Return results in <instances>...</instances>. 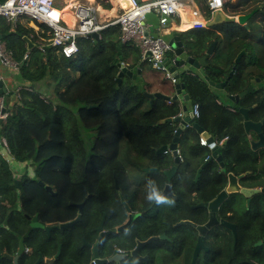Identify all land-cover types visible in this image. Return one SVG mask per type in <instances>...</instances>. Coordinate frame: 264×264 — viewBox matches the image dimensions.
Instances as JSON below:
<instances>
[{"label":"trees","instance_id":"trees-1","mask_svg":"<svg viewBox=\"0 0 264 264\" xmlns=\"http://www.w3.org/2000/svg\"><path fill=\"white\" fill-rule=\"evenodd\" d=\"M196 3L203 16L209 18L210 9L205 0H196ZM253 10L255 13L246 25L226 23L201 32L181 33L188 55L206 56L201 75L195 72L182 75L181 82L189 101L150 100L145 95L161 92L159 84L165 83L159 82L158 71L150 62L139 63L137 48L130 42H121L116 27L103 28L96 40L79 36L76 39L78 53L66 58L55 48L48 52L38 48L27 51L23 37L34 43L39 38H48L49 28L45 25L39 24L37 34L20 25L10 29L5 18L0 16V36H4L7 48L19 64L16 74L23 83L19 97L8 107L7 121L0 124V137L6 139L16 161H30L37 179L52 184L57 193L56 196L49 195L35 181L33 184L20 183L15 189L9 166L0 156V221L4 219V210L11 208L14 213L10 222L14 227L10 241L13 252L28 225L24 214H36L43 225L67 221L74 215L70 202L85 198L86 188L112 186V174L119 185H125L122 180L127 170L154 166L156 149L171 141L176 127L174 122L160 121L177 116L185 104L199 108L200 114L196 118L199 126L214 132L216 138L229 139L226 153L222 155L224 171L217 176V188L225 185L227 173L238 175L245 171L250 173L241 180L243 186L264 187V149L252 151L249 141L257 136L252 132L249 137L244 132L238 113L223 115L220 109L223 105H218L221 99L217 95V92L221 97L224 93L243 92L256 77L264 80V17L257 27L258 35L252 26L257 10L264 12V0H230L222 8L230 16L245 15ZM214 40L217 41L214 52L206 55L208 45ZM257 47L262 48L261 54L253 57ZM241 50H245V55L235 64L234 59ZM168 56H171L170 52ZM122 63L132 73L125 71L118 82ZM222 83L223 88H216L215 85ZM171 88L175 91L172 85ZM251 94L246 92L238 103L227 102V106L251 104L254 93ZM258 104L254 119L264 114V98L261 97ZM211 121H215L216 126ZM262 132L264 134V123ZM183 139L186 140L185 135ZM183 144L188 153L186 166L195 170L203 161L202 147L198 143L189 145L186 141ZM205 169L214 171L218 167L214 162ZM152 176L158 192L165 178L157 173ZM191 184L192 179L187 177L185 185ZM175 186H180L179 181ZM152 190L143 191L146 197L140 201L144 205L151 204L147 197ZM16 196L20 205L16 204ZM219 214L220 218L236 225L237 236L234 243L232 236L227 235L226 242L217 247L218 262L264 264V192L253 195L249 207L246 199L238 195L233 202L226 201ZM1 235L0 263L4 261L3 253L8 250L2 245L4 235ZM44 240L43 229L39 228L25 239L26 246L32 250L31 257H34L30 258L31 264L39 253L46 254L41 247ZM259 240L261 244L255 246Z\"/></svg>","mask_w":264,"mask_h":264},{"label":"flooded vegetation","instance_id":"flooded-vegetation-1","mask_svg":"<svg viewBox=\"0 0 264 264\" xmlns=\"http://www.w3.org/2000/svg\"><path fill=\"white\" fill-rule=\"evenodd\" d=\"M184 45L186 48V43ZM223 85V83L220 84L218 88H223ZM250 87L253 88L251 92L248 91ZM248 88L243 92L232 95L224 93L222 94L224 102L222 100L218 101V105H223L220 107L223 115L232 112L241 116L242 126L244 117L240 112L241 108L247 110L246 116L248 120L257 122L264 117L263 114L259 119L253 118L254 111L259 108V99L261 97L264 98L263 78L256 77L251 79V86ZM246 92L249 94L254 93L250 99L253 101L251 104H246L242 107L235 104L227 106L229 105L227 102L238 103L239 98ZM242 93L243 95H241ZM236 95H240L237 101H235ZM186 105L189 109L192 108L189 104ZM181 113L182 106L178 115H181ZM199 114L198 108V116ZM197 117H195V123H197ZM214 122L211 121V124ZM175 124L176 127L172 132L171 141L156 149L154 166L141 167L140 171L146 177L143 181H140L139 187L131 186V180H128L127 177L128 173L122 180L125 185H119L117 177L112 174V186L97 185L92 188H86L85 198L80 202H70V205L74 208L73 217L64 222L45 225L53 226L66 223L80 215V219L75 224L65 229L52 228L48 233L43 230L45 240L42 241L41 247L46 251V257H52L57 253L58 249L60 250L59 255L53 260L52 264H221L218 262L220 258L216 255V249L222 243L221 239L225 234L218 232L217 240L211 242L209 233L205 235L204 232H201L204 229L199 227L204 226L210 217L208 208L199 205L213 201L225 187L224 185L220 189L217 188V176H221L220 174L224 171L222 155L224 156L226 153L225 146L229 139L228 137L216 138L213 134L214 132L200 126L203 131L209 134V136L205 137L191 125H187L178 138L176 155H173L172 150H169V148L158 152L163 146H169L173 142L174 134L178 129V124ZM214 126H216L215 123ZM243 130L246 133L244 126ZM252 132L250 131L246 134L250 137ZM184 135L186 140H182ZM208 137H212L213 142H209ZM256 139L250 138L249 145L251 149V141ZM185 141L189 145L198 143L202 147L203 161L195 170H190L186 166L188 153L187 150L186 152L184 151L185 144L183 143ZM212 148H215L216 156H213ZM218 149H221V152L217 153ZM257 150L252 149V151ZM2 158L8 164L12 173V184L15 189L20 187V183L33 184V181H35L46 193L56 196L57 193L52 184L37 179L34 166L30 161L20 162L22 164L17 166L18 162ZM206 161L207 164L204 165ZM214 162L217 164L218 170L207 171L205 167L209 163L213 164ZM170 170H172V173L168 178L166 172ZM153 173L162 174L165 178L164 185L158 191L159 194L165 191L166 186L169 187V190L167 191L168 193L163 195L166 198V202L157 204L152 201L147 206L140 201V198L146 197L143 191L152 188L147 187L149 181H156L152 176ZM187 177L192 179L191 185H185ZM174 180L179 181L180 186H175L177 181L173 185ZM45 186L50 187L51 190L45 189ZM10 190H13V188L11 187ZM230 198L231 196L229 195L225 202L230 200ZM15 200L16 204L20 205V200L17 196ZM122 200L127 204L128 209L124 206ZM233 200L234 198L230 201L233 202ZM225 202L220 205L217 218H220L219 211ZM78 205L82 206L79 207ZM4 211V219L0 221V232L4 235L2 245L8 249L5 251L6 253L14 254L10 242L11 233L14 231V227L10 222L13 220L14 213L11 208ZM173 214H177L176 218ZM24 216L28 220L26 230L31 223L30 219L37 217V215L24 214ZM215 229L216 231L220 230L219 226H216ZM1 233L0 238H2ZM226 233L233 235L229 231ZM0 264H11V262L4 258V261ZM234 264H239V262H234Z\"/></svg>","mask_w":264,"mask_h":264},{"label":"built area","instance_id":"built-area-1","mask_svg":"<svg viewBox=\"0 0 264 264\" xmlns=\"http://www.w3.org/2000/svg\"><path fill=\"white\" fill-rule=\"evenodd\" d=\"M190 1L192 0H129L122 13L101 22L90 4L66 2L65 5L58 6L57 0H5L0 2V16L5 18L10 25H15L18 20L23 18L45 25L49 28L48 38L37 39L36 48L42 51L46 47L55 48L66 58L75 57L78 53L76 39L79 36H90L91 33H98L105 27H116L119 30L121 42H130L136 46L143 60L149 61L155 70L165 72L166 79L175 86L177 80L168 72L164 63L167 54L170 52V45L163 36L155 34L153 31L148 37H145L146 29L154 27L148 23L147 18L149 15L155 16L158 21L156 29L167 31V25L179 14L180 9ZM227 1L230 0H205L206 6L210 9V16L214 11L222 10ZM63 7H69L70 13L74 16L73 25H70L60 16ZM192 25L201 27L203 24L192 22L191 19L179 15V28L185 30ZM26 57L27 53L24 55V58ZM0 65L14 73L19 70V64L12 51L6 47L1 38ZM21 88L19 86L15 89L17 98ZM2 109H5L4 96L0 94V120L3 122L7 119L8 112L5 109L3 113L1 112ZM191 111L195 117L198 116L197 105H194ZM0 155L9 161L14 160L4 137H0Z\"/></svg>","mask_w":264,"mask_h":264},{"label":"water","instance_id":"water-1","mask_svg":"<svg viewBox=\"0 0 264 264\" xmlns=\"http://www.w3.org/2000/svg\"><path fill=\"white\" fill-rule=\"evenodd\" d=\"M140 1V0H137ZM255 13V11H252L248 14L245 15H239V16H230L225 14L222 10H216L214 11L211 16L209 18H206L204 27L205 28H212L214 26L217 25H222V24H226V23H239L242 25H246L247 20ZM153 31V28H149L146 29L145 31V37H148L150 35V32ZM90 37H92L94 40L97 39L98 37V33L97 32H93L90 34ZM23 40L26 43V48L28 51L36 48V44L29 38L27 37H23ZM168 44L170 45V53L171 56H166L165 58V65L167 66L168 72L172 74V76L177 80V84L174 86V95L173 96H169V95H165L161 92H155V93H145V95L147 97L150 98V100H153L154 98H162L165 99L167 101L170 100H176L178 98L182 99L180 95H182L185 99V101H189V97L187 94L184 93V85L181 82V78L183 73H189V72H195L193 69H199L201 71V67L203 65H205L206 63V56H202L200 58H195L193 56L188 55L184 42L181 39V32L175 31L173 32V34L170 36V38L168 39ZM217 41L214 40L212 41L207 49H206V55H211L216 47ZM51 50V47H46L44 49V51L48 52ZM245 54V50H241L235 57L234 62L235 64L239 63L242 56ZM148 55V54H147ZM127 72L128 74H131L132 72L127 70L126 67L122 66V71L119 73V77L117 78V81H120V76L122 75V73ZM140 71L138 70V73ZM198 75H201V73H197ZM133 77H135V75H133ZM216 88H218V85H215ZM253 90V88H248V91L251 92ZM3 89H2V82L0 81V94H4L3 93ZM243 95V93L241 94ZM240 95H236L235 96V101L238 100ZM5 109H2L1 112L4 113ZM240 112L243 114L244 117V129L246 131V133H249L250 131H253L256 135H257V139L251 141V147L253 150L256 149H260V148H264V135L261 131V127H262V123L264 122V117L263 119H261L260 121L254 122L251 120L247 119L246 116V109L241 108ZM161 123L163 122H175L178 124V129L175 132V136L173 139V142L169 145V146H163L161 149H159L158 152H162L165 151L166 149L169 148V150H172V154L176 155L177 151V143H178V138L180 136V134L182 133L183 129L186 128L187 125H191L198 133H202L203 136L207 137L209 136V134L205 131H203V129L198 126L197 123H195V117L193 112L191 111V109H189V107L185 104L182 105V113L181 115H177L174 118H166L160 121ZM2 123V121L0 120V124ZM208 141L209 142H213L212 137H208ZM213 149V156L216 154L215 148ZM221 152V149H218L219 153ZM216 156V155H215ZM220 158V157H219ZM207 164V161L204 163V165ZM222 164V163H221ZM203 165V166H204ZM223 165V164H222ZM172 173V170L166 172V175L169 178V175ZM250 172H246L244 174H234V173H228L226 175V182H225V187L224 189L217 195V197L211 201L210 203H203L200 204L199 206L202 207H206L208 208L209 211V220L208 222L204 225V226H200L199 228L204 229L205 235H207L209 233L210 238H211V242L212 240H217V236H218V232H221V234H225L227 231L231 232L233 235V237H236V225L234 223H231L223 218H217V212L218 209L220 207V205L225 202V200L228 198V196L230 195L231 198H234L238 195L244 197L246 199V204L247 207L249 205L250 199L253 195L258 194V193H263L264 192V187H248V186H243L241 184V180L243 179V177L245 175H247ZM45 189L47 190H51L50 187L45 186ZM169 190V187L166 186L165 191H163L160 195L163 196L166 193H168L167 191ZM232 195H234V197H232ZM228 200V201H230ZM123 202V200H122ZM124 206L128 209L127 204L125 202ZM79 207H81L82 205H78ZM79 212H81V210H79ZM80 214V213H79ZM130 217H132L130 215ZM80 219V215L69 222L66 223H60L58 225H53V226H45L43 224H41L37 217H33L31 220V223L29 224V227L26 229V231L24 232V234L20 237L19 239V243H18V248L17 250L14 252V254H8V253H4L2 255L3 258H6L8 261L11 262V264H23L25 262H29L30 258L32 256V250L30 248H28L25 244V239L31 234V232L35 229H43L45 230L47 233L52 229V228H60V229H65L69 226H72L73 224H75L78 220ZM219 226L218 231H216L215 227ZM222 229H221V228ZM202 239V238H201ZM236 239V238H235ZM261 244V241H258L256 243V245ZM60 250L58 249L57 253L55 255H53L52 257H46L45 254H38L37 259L32 262L33 264H40V263H45V264H52L53 260L59 255ZM92 264V263H90ZM248 264H254V263H248Z\"/></svg>","mask_w":264,"mask_h":264},{"label":"crops","instance_id":"crops-1","mask_svg":"<svg viewBox=\"0 0 264 264\" xmlns=\"http://www.w3.org/2000/svg\"><path fill=\"white\" fill-rule=\"evenodd\" d=\"M71 2H80V3L92 5V7L94 8V10L96 12V15L98 17V20L101 21V22H103V21H106L108 19L114 18L117 15H119L120 13H122V11H124L126 9L127 4L129 3V0H70L69 3H71ZM64 8L65 7H63L62 9H64ZM196 14L199 15V17H200L201 20L200 19L199 20L198 19L196 20V18H195V15ZM179 15H181L182 17H184L186 19L187 18L188 19H191L192 22H197V23L200 22L203 25L201 27L192 25L190 28H186L185 30H183V28L181 29V28L178 27ZM205 19L206 18L203 16V13L200 11V9H199V7H198V5L196 3V0H192V1L188 2V3H186L184 5V7L180 9L179 14L175 18H173V20L171 21V23H169L167 25V27H166L167 31L166 30L159 31V30L156 29V26L155 25H153L152 23H149L150 21L148 23L151 26H154L153 27V29H154L153 32L155 34H163V36H168V38H170V36L175 31H178V32L183 33V32H187L189 30H193V29L194 30H200L202 28H205L204 27V24H205V21H206ZM73 24H74V22L71 23L70 25H73ZM17 25H20V26H22V27H24L26 29L31 28V29L34 30V33H36V34L40 32L39 24L37 22L31 21L30 19H27V18H23V19L18 20L15 25H10V29H14ZM205 29H207V28H205ZM32 35H33V33H31V36ZM24 37H26V36H24ZM0 38L3 40L4 36H0ZM167 41H168V39H167ZM6 47H7V45H6ZM137 50H138V55H139V63L149 62V61L143 60V58H142V56H141L138 48H137ZM122 66H123V63H122ZM0 81L2 82V89L4 91L3 92L4 93L3 94V96H4V107H5L6 111L8 112L9 111V108L8 107L16 99V95H15V93H13V91H15V89L17 87H19V86L21 87V85L23 83H22V81L20 80V78L18 77V75L16 73H14L13 71H11L9 69L4 68L1 65H0ZM180 96L185 101L184 97L182 95H180ZM6 121L7 120H5V122ZM3 122L1 123V125H3ZM225 235H226V233H225ZM225 235L221 239L222 242L223 241L226 242L227 236H225ZM227 235H231V234H227ZM232 241H234L233 240V237H232ZM257 242L254 243L255 246H258V245H256ZM233 246L235 247L234 244H233ZM31 258L33 259L34 257H31ZM23 264H31V262L30 261L29 262L27 261V262H25Z\"/></svg>","mask_w":264,"mask_h":264},{"label":"rangeland","instance_id":"rangeland-1","mask_svg":"<svg viewBox=\"0 0 264 264\" xmlns=\"http://www.w3.org/2000/svg\"><path fill=\"white\" fill-rule=\"evenodd\" d=\"M70 0H57V2H56V4L58 5V6H62V5H65L66 4V2H69ZM254 11V10H253ZM264 17V12L263 11H259V10H257V12H256V15H255V17H254V19L252 20L253 22H252V26L253 27H255V29H256V31L258 30L257 29V27H259V25H260V19H262ZM147 20H148V22L149 23H152L153 25H155V26H157V23H158V21H157V19L153 16V15H149L148 16V18H147ZM205 30V28H202V29H200V30H189V31H187V32H184V35H186L187 33H192V32H201V31H204ZM258 31L256 32V35H258ZM161 36H163V34H160ZM163 38L165 39V40H167V39H169L168 38V36H163ZM256 45H258V46H260V44L259 43H256ZM261 50H262V48H260V47H257L256 49H255V51H254V53H253V57H257L258 56V54H261ZM245 55V54H244ZM243 55V56H244ZM252 57V58H253ZM238 64V63H237ZM235 66H233V68H234ZM194 71H196V73H201V71L199 70V69H193ZM157 71V70H156ZM157 76H158V78H159V82H164L165 84H159V89L161 90V93L163 92V94H165V95H169V96H173L174 95V90H172V88H171V83H170V81H168L167 79H166V76H165V72H160V71H158V73H157ZM171 84V85H170ZM217 95L219 96V98L222 100V97H221V93H219V92H217ZM182 100V99H181ZM223 102H224V99L222 100ZM104 153H108L107 151H103ZM13 157V156H12ZM14 159V158H13ZM13 161H15V162H18L19 164H17V166L18 165H20V164H22V163H20L19 161H16L15 159L14 160H12V162ZM29 170V169H28ZM126 173H128L127 174V177H128V180L130 179L131 180V186H133V187H135V188H137V187H139V183H140V181H143V179L146 177L145 176V174L144 173H142V171H140V170H138V169H129V170H127V172ZM114 185H116V184H114ZM179 190V189H178ZM3 204L4 205H6V206H9V204L8 203H6V202H3ZM173 216L176 218V216H177V214H173ZM227 234L228 233H226V235L225 236H227ZM233 237V236H232ZM233 240H234V243H235V239H234V237H233Z\"/></svg>","mask_w":264,"mask_h":264},{"label":"clouds","instance_id":"clouds-1","mask_svg":"<svg viewBox=\"0 0 264 264\" xmlns=\"http://www.w3.org/2000/svg\"><path fill=\"white\" fill-rule=\"evenodd\" d=\"M149 186L153 188L152 192L148 195L147 199L149 201H155L157 204L166 202V198L161 196L159 192L155 190V183L149 181ZM171 203V202H170Z\"/></svg>","mask_w":264,"mask_h":264},{"label":"bare ground","instance_id":"bare-ground-1","mask_svg":"<svg viewBox=\"0 0 264 264\" xmlns=\"http://www.w3.org/2000/svg\"><path fill=\"white\" fill-rule=\"evenodd\" d=\"M182 14V13H181ZM60 16L65 19L69 24L73 23L75 21L74 16L69 12V7H65L64 9H62V11L60 12ZM196 20L200 19L199 15L196 14L195 15ZM188 19V18H187ZM201 20V19H200ZM200 23V22H199ZM5 123V121L3 122Z\"/></svg>","mask_w":264,"mask_h":264}]
</instances>
